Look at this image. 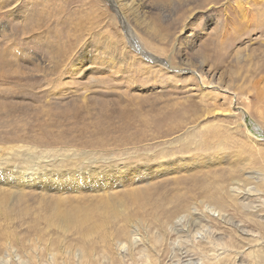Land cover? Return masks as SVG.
<instances>
[{
    "label": "rangeland",
    "instance_id": "374dc122",
    "mask_svg": "<svg viewBox=\"0 0 264 264\" xmlns=\"http://www.w3.org/2000/svg\"><path fill=\"white\" fill-rule=\"evenodd\" d=\"M1 153L126 186L0 195V264H264V0H0Z\"/></svg>",
    "mask_w": 264,
    "mask_h": 264
},
{
    "label": "bare ground",
    "instance_id": "6f19581e",
    "mask_svg": "<svg viewBox=\"0 0 264 264\" xmlns=\"http://www.w3.org/2000/svg\"><path fill=\"white\" fill-rule=\"evenodd\" d=\"M132 34L130 38L132 39ZM141 51V50H140ZM81 63V62H80ZM0 155V195H8L11 198H15L18 196H25L27 189H36V190H45V193L48 194H58L62 192L75 193L73 196L75 201L79 203L82 198L80 194L84 190V188H89L93 193V198L102 197L104 195L108 197H115L117 191H114V187H122L125 190V184H116L113 186L112 181L105 175L102 178H97L99 172L101 171L98 168H86L79 169L72 172L70 168L64 169V172L47 168L48 161L46 158H38L37 163L29 162L31 159L26 158L25 162L29 164L32 163L30 168H24L18 166V170H13L12 168L16 164H12L11 159L9 158V154L1 153ZM30 156V155H29ZM32 156V155H31ZM30 156V157H31ZM34 158V157H33ZM109 168V167H104ZM103 168V169H104ZM17 169V167L15 168ZM56 175L58 177L70 176L68 180L64 182L56 183L53 181L52 177ZM150 177V176H149ZM92 180L91 183H88ZM89 185V187H86ZM138 188V186H137ZM62 194V193H61ZM73 203V202H70ZM59 205L54 206L53 214L60 218L62 228L65 231L69 230V225L73 223L72 219V209H77V205L71 204L69 210L63 207V204L60 202ZM131 224V233L138 234V227L134 220L130 219ZM198 263V262H197Z\"/></svg>",
    "mask_w": 264,
    "mask_h": 264
},
{
    "label": "water",
    "instance_id": "95a60500",
    "mask_svg": "<svg viewBox=\"0 0 264 264\" xmlns=\"http://www.w3.org/2000/svg\"><path fill=\"white\" fill-rule=\"evenodd\" d=\"M149 55H146L145 57L147 58ZM149 58H152V56H150ZM153 61H161V60H156L154 59Z\"/></svg>",
    "mask_w": 264,
    "mask_h": 264
}]
</instances>
